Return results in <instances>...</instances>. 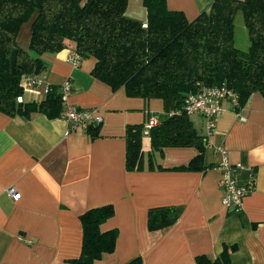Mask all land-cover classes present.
<instances>
[{
	"label": "crops",
	"instance_id": "0c3cea01",
	"mask_svg": "<svg viewBox=\"0 0 264 264\" xmlns=\"http://www.w3.org/2000/svg\"><path fill=\"white\" fill-rule=\"evenodd\" d=\"M213 0H166L170 9L182 10L188 20L206 10ZM125 14L145 23L142 0H128ZM18 44L45 64L36 76L40 84L24 91V101H38L48 84L70 79L68 102L98 107L103 121L98 134L70 127L61 117L34 113L29 118L0 112V264H75L81 249L79 216L91 207L111 204L114 213L101 230L117 228L114 250L94 264H125L139 256L141 264H192L197 254L220 255L223 245H235L227 264H264V96L254 91L237 109L227 99L211 142H205L202 169L184 166L198 153L195 147L152 149L142 137L144 167L125 165L126 130H142L152 115L161 117L159 98L130 96L123 87L112 89L94 78L96 59L71 60L68 44L56 52L29 50L30 21L18 34ZM249 44V42L247 43ZM243 49V48H242ZM202 136L204 118L189 116ZM226 149L238 165L240 182H253L241 208L228 210L221 202V170ZM150 161L153 167H148ZM14 187L20 194L6 193ZM172 205L174 222L149 230V208Z\"/></svg>",
	"mask_w": 264,
	"mask_h": 264
},
{
	"label": "trees",
	"instance_id": "16d2710c",
	"mask_svg": "<svg viewBox=\"0 0 264 264\" xmlns=\"http://www.w3.org/2000/svg\"><path fill=\"white\" fill-rule=\"evenodd\" d=\"M128 0H0V112L29 118L34 113L59 117L62 103L59 85L49 84L38 101H18L23 81L44 67L17 42L21 26L30 21L29 50L37 54L56 52L71 44L80 59L94 57V78L112 89L123 87L130 96L159 98L164 113L148 131L152 149L167 146L195 147L198 153L187 169H202L205 147L189 115L183 110L187 93L200 85L225 84L236 92L242 105L249 94L264 96V0H213L196 17L188 20L182 10L170 9L166 0H142L145 23L125 14ZM242 16L248 46L234 41L235 19ZM91 136L98 126L85 128ZM142 128L126 130L125 165L144 167ZM148 167H153L148 161ZM114 213L111 204L88 208L80 214L81 249L75 264L94 260L114 250L117 228L100 225ZM175 220L172 205L149 208L147 228L155 230ZM235 245H223L219 256L201 253L192 264H227ZM139 256L125 264H141Z\"/></svg>",
	"mask_w": 264,
	"mask_h": 264
},
{
	"label": "built area",
	"instance_id": "2783aa9c",
	"mask_svg": "<svg viewBox=\"0 0 264 264\" xmlns=\"http://www.w3.org/2000/svg\"><path fill=\"white\" fill-rule=\"evenodd\" d=\"M71 60L74 64L80 61L79 55L71 52ZM40 79L26 77L23 81V92L31 91L40 84ZM49 85V84H48ZM45 86V92L49 86ZM72 88L70 79H65L60 85V96L62 111L59 117L63 118L70 127L86 128L87 126H99L103 121V115L98 107H78L68 102V96ZM227 99L232 108L239 105L236 92L225 84L200 85L195 92L186 94L183 100V110L189 116L199 114L204 118L205 135L203 140L211 142V137L215 133L216 125L222 112L221 101ZM18 101L22 96H18ZM234 109V108H233ZM159 117L152 115L145 123L142 130L144 135H148L149 129L157 124ZM221 159L217 167L221 170L220 188L222 190L221 202L230 211H237L241 208L243 197L253 190V182H240L237 176V167L230 162L227 151L224 147L218 146ZM6 193L13 199L19 198L20 194L14 187H7Z\"/></svg>",
	"mask_w": 264,
	"mask_h": 264
},
{
	"label": "rangeland",
	"instance_id": "374dc122",
	"mask_svg": "<svg viewBox=\"0 0 264 264\" xmlns=\"http://www.w3.org/2000/svg\"><path fill=\"white\" fill-rule=\"evenodd\" d=\"M234 41L235 45L239 48L246 49L248 46L247 30L243 24L242 16L240 14H238L235 19Z\"/></svg>",
	"mask_w": 264,
	"mask_h": 264
}]
</instances>
